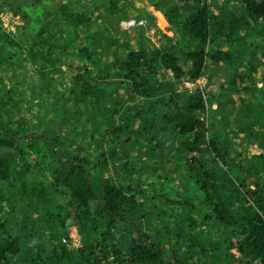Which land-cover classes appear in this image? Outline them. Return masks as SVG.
<instances>
[{
  "label": "trees",
  "instance_id": "trees-1",
  "mask_svg": "<svg viewBox=\"0 0 264 264\" xmlns=\"http://www.w3.org/2000/svg\"><path fill=\"white\" fill-rule=\"evenodd\" d=\"M115 1L110 0V9L117 6ZM238 1L232 5L236 12L231 6L216 20L207 0H192L183 40L162 41L148 54L137 50L120 54L117 39L108 37L109 31L99 24L94 48L112 55L99 69L87 47L75 48L82 59L77 56L79 60L67 64L71 56L63 38L70 28L77 31L86 21L83 10L71 3L62 4L35 32L25 53L22 42L0 27V202L20 214L14 226L8 220L0 222V264L18 256L23 258L19 264H216L218 259L226 264H264V153L253 156L257 167L253 163L244 167L239 160L245 149L240 152L236 147L250 132L239 131L247 124L240 122L242 110L232 107L243 92L258 95L262 89L249 88L257 76L246 37L253 33L248 19L264 26V0ZM215 38L224 44H241L250 58L244 62L246 76L238 72L226 87L221 83L201 88L197 81L205 75L208 61L233 59L227 52H210ZM8 49L19 51L20 57L9 55ZM179 54L187 62L186 69L178 63ZM252 58L259 61L255 54ZM23 62L36 69L28 70ZM56 63L69 65V83L56 100H47L41 91L42 77ZM186 83L192 84L191 92ZM20 91L23 98H18ZM38 94L43 104L31 105ZM207 97L210 105L218 107L223 97L226 109L236 113L233 124L241 125L231 130L233 140L225 128L224 142L217 143L202 120L207 111L211 116L217 113L207 107ZM124 104L137 112L130 110L132 116L120 124ZM45 105L57 117L48 127L27 117L33 110L36 116L43 113ZM69 106L81 117L76 118L80 125L68 116ZM105 120V129L97 132V124ZM166 129L177 138L174 149L155 138ZM251 129L255 136L257 129L253 125ZM137 135L156 143L152 153L159 152L154 158L183 168L179 178L183 198L170 199L162 190L144 189L143 180L134 176L125 182L107 177L109 168H114L111 164L126 158L118 151L120 140L126 138L133 145ZM232 148L239 154L232 155ZM144 201L151 207L144 208ZM163 203L183 212L170 233L159 226L166 221L160 223ZM198 226L217 237L201 241L197 235L206 245L203 249L177 242L184 238L182 233L195 237ZM71 227L81 247L68 250L63 241L69 240ZM153 229L169 241L152 235ZM37 244L42 245L41 251Z\"/></svg>",
  "mask_w": 264,
  "mask_h": 264
},
{
  "label": "rangeland",
  "instance_id": "rangeland-1",
  "mask_svg": "<svg viewBox=\"0 0 264 264\" xmlns=\"http://www.w3.org/2000/svg\"><path fill=\"white\" fill-rule=\"evenodd\" d=\"M104 1L105 0H0V27L3 32L12 34L14 37L16 36V40L22 42V50L25 53V47L30 44L35 32L50 20V18L52 19L55 11L62 4L71 3L79 10H83L86 21L77 31L70 28L63 38L64 45L68 50L67 54L68 56H71L67 60V64H69L70 59L75 58L79 60L77 56L82 59L75 48L87 47L95 54L94 60L97 64L95 68L98 69L102 68L105 63L110 62L112 59V55H108L107 53H103L99 49L94 48L95 40L97 39V31L99 28H102L101 26L99 27V24L104 25L109 31L110 35H108V37H114L117 39L116 42L120 46V54L131 50H137L148 54L153 49V46L158 47L162 41L179 42L183 40L182 36L186 29V17L189 15L192 0H116L115 2L117 6L112 9L109 8L110 0ZM233 1L235 2V6H237L239 3L238 0H207L208 4L211 5L210 8L213 15L217 18L216 20H220V16L222 17V14H225L226 9L230 10V7L234 5ZM236 8L238 9V7ZM171 10H174L173 18L171 17ZM231 11L236 12L233 6ZM237 12H240L239 9ZM245 18L247 17L245 16ZM248 30L253 31V33L249 34L246 38L248 40L247 45L250 46L249 57H251V64L254 65L255 75L257 76V82H254V85H251V83L249 88L259 89L262 87V89L259 90L258 95L250 94L247 91L243 92V98L236 99L232 106L234 108L236 107L237 111L242 110L240 111L242 114L240 122L243 120L247 124V127H240V122L233 124L232 118L236 116V113H231V108L228 110L226 109L227 106L224 104L225 99L223 97H221V105L223 108L218 107L217 103L210 105L208 102L209 98L207 97V107L211 111H217L215 115L217 120L215 122L213 119L215 116H211L208 111L203 113L201 118L209 128V131L215 133V136L218 139L217 143L219 144H222L226 138L224 132L225 128H229L228 135L230 136L227 135V137L231 140L234 138L232 135L233 131L231 130H237L238 127H240L239 131H241L242 134L245 133L246 130L250 132L248 136L244 138V143L241 144V142H238L239 145H237L236 148L240 152L245 149L244 155L239 159L243 161L242 164L244 167L248 166L250 163L255 164V167H257L258 160L253 161V156L264 153V144H260L264 143V115L262 112V109L264 111L263 22L256 19H248ZM209 47L210 52H227L232 55L233 59L229 63L208 61L205 68V75L197 81L201 88H208L207 86L216 87L221 83L226 87L238 72L243 74V77L246 76L244 74L246 69L244 62L246 59L250 58H246L243 54V47L241 44H224L215 38V42L210 44ZM8 53L9 55L13 53L14 56L19 55L20 57L19 51L17 50L12 51L11 49H8ZM252 54H255L259 61L253 59ZM178 63L184 69L187 68V62L182 54L178 55ZM67 64L56 63L54 68L48 69V73L42 77L41 91L44 90L47 100L50 98L56 100L59 93L67 90L69 76L71 74V71L68 69L69 65ZM22 65L28 68V70L36 69L31 68L27 62H23ZM185 88L188 92H191V83H186ZM23 97V92L20 91L18 93V98ZM38 102L41 105L43 104V97L39 94L38 99H34L31 105H35ZM41 109L43 113L40 112L37 116L35 110H33L32 113H28V119L30 121L34 120L41 122L43 127L51 126L53 123L55 124L57 121L56 115L54 114L51 116V111L49 112L50 109L47 108L46 105L45 108ZM130 110L132 113L137 112L135 109L128 108L127 104L120 107V116L123 118L120 119V124L122 120L128 119L132 116ZM67 111L69 112L68 116L70 119L74 121L76 125H80V123L76 121V118L81 117L75 116L73 108L69 106ZM106 124L107 120H105V122H100L97 124L98 126H96L95 130L100 131L105 129L104 126ZM150 125H152V122H149L147 127L150 128ZM214 125L215 128L212 129L211 127H214ZM252 125L257 129L255 131V136H252L253 130H249V126L252 127ZM159 126H162L161 123H159ZM88 136L90 135H87L86 139L89 138ZM155 138L158 141L163 140L165 143H169L170 148L172 149L177 146V138L172 135L170 129L162 130V132ZM136 139L137 142L133 141V145L130 143L127 144L126 138L120 140L118 151H120V155L124 154L126 158L121 159L117 165L111 164L110 167L112 168L114 166V168H109L107 177L112 178L115 182H125L126 179L134 176V179L140 178L143 180L142 188L144 189L156 192L162 190V192L170 199L177 197L183 198L185 193L180 187L181 184H179V178L182 176L183 168L174 164H166L165 162H162L160 158V160L154 158L159 150L152 153V146L156 143L147 137L137 135L133 140ZM236 148L229 149L232 155L234 153L237 155L239 154ZM169 153L172 154V152ZM95 155L96 154L93 153L91 158ZM125 164H129L127 169L125 168ZM135 166L138 168V171H133V173H131L130 169H135ZM154 166H157V168L151 170L150 168ZM252 188H254V186ZM144 204V208L146 209L151 207L146 201H144ZM182 214V211L176 209L173 210V208L168 207V205L163 203L161 210L162 218H159L161 221L160 223L166 221L163 225L160 224L159 226L165 228L168 233L172 232L173 227L178 225L181 220L180 216ZM17 215L20 214L15 213L12 207L3 205V203L0 202V222H6L8 220L11 226H14V224H17L19 221ZM13 218L14 221H12ZM14 231H16V228H14ZM156 233V229H153L152 235L158 236L160 240L164 242L169 241L168 238L161 237ZM169 235L172 239H177L173 233ZM194 235L195 237H190L186 233H182L184 238L182 241L181 238L177 239V242L185 243L186 245L194 243L203 249L206 245L200 243V239L197 235L202 237L201 241H203V238L214 239L217 237V235L210 229L203 226H198L194 231ZM68 237L69 240L65 239L63 241L66 249L69 250L70 248L81 247L80 237L75 228L71 227L69 229ZM40 246L42 245L37 244L35 247L37 250L41 251L43 248ZM208 250L211 251V249ZM232 252L238 255L235 249ZM21 259L23 258L20 256H18V258H12L9 264H19L18 262L21 261ZM27 260H29V258H27ZM67 264L75 263L70 261ZM216 264H226V262L223 259H218Z\"/></svg>",
  "mask_w": 264,
  "mask_h": 264
},
{
  "label": "built area",
  "instance_id": "built-area-1",
  "mask_svg": "<svg viewBox=\"0 0 264 264\" xmlns=\"http://www.w3.org/2000/svg\"><path fill=\"white\" fill-rule=\"evenodd\" d=\"M192 85V84H191Z\"/></svg>",
  "mask_w": 264,
  "mask_h": 264
}]
</instances>
